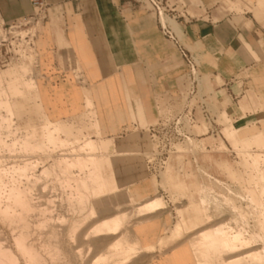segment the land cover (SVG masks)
Segmentation results:
<instances>
[{
	"label": "rangeland",
	"instance_id": "1",
	"mask_svg": "<svg viewBox=\"0 0 264 264\" xmlns=\"http://www.w3.org/2000/svg\"><path fill=\"white\" fill-rule=\"evenodd\" d=\"M229 2L231 9L239 14L249 11L264 25V7L257 0ZM28 28H11L0 20V264L4 260L32 264L16 243L24 233L26 248L33 246L40 254V264H148L180 242H200L201 232H214L219 224L231 237H239L240 249L220 254L211 247L193 248L198 264H264V113L257 121L234 123L227 117L225 102L213 96L210 103L220 134L191 136L164 168L151 173L146 162L151 147L147 132L111 140L104 149L98 146L105 135L93 110L63 120L49 116L38 97L36 51L27 46L22 55L25 44H20V37ZM201 87L213 91L207 75ZM197 116L195 134L209 126L201 113ZM231 126L263 133L251 144L234 142L228 136ZM113 142L127 143L123 149L128 150L115 152ZM63 157L73 164L68 166ZM114 160L136 164L138 177H148L146 186L115 188L110 167ZM46 167L52 175L41 174ZM16 189L27 195L28 214L13 199ZM154 198L160 205L147 209L144 204ZM20 212L22 220L27 217L24 224ZM155 213L165 231L146 247L136 230L146 219L150 224ZM114 216L122 217L117 228L111 220ZM205 252L208 258L200 254ZM11 255L16 262H9ZM236 257L242 258L240 263H231Z\"/></svg>",
	"mask_w": 264,
	"mask_h": 264
},
{
	"label": "crops",
	"instance_id": "2",
	"mask_svg": "<svg viewBox=\"0 0 264 264\" xmlns=\"http://www.w3.org/2000/svg\"><path fill=\"white\" fill-rule=\"evenodd\" d=\"M45 1L49 14L35 46L38 97L49 116L63 120L93 110L105 135L98 146L104 149L111 140L148 133L161 107L177 102L188 87L181 49L165 37L157 15L146 3L133 0ZM257 1L264 7V0ZM230 6L229 0H170L171 18L162 13L160 19L198 58L201 73L213 87L207 91L210 98L225 102L232 122L249 123L264 113V25L253 13L239 14ZM32 12V0H0V20L5 24ZM262 133L244 126L228 129L234 142L250 144ZM112 144L120 154L128 150L123 149L127 143ZM110 167L115 188L146 186L148 177H138L136 164L114 160ZM158 216L153 214L150 224L146 219L136 230L146 247L165 231ZM148 264L198 263L190 243L184 241Z\"/></svg>",
	"mask_w": 264,
	"mask_h": 264
},
{
	"label": "built area",
	"instance_id": "3",
	"mask_svg": "<svg viewBox=\"0 0 264 264\" xmlns=\"http://www.w3.org/2000/svg\"><path fill=\"white\" fill-rule=\"evenodd\" d=\"M137 3H146L150 11L158 17L160 28L170 41L179 45L183 58L187 65L186 76L188 80L187 89L181 94L177 102L168 103L160 109L157 121L148 128L151 147L146 153V162L151 173L164 168L171 155L177 151L178 146L195 135V125L198 124L197 113L208 123L207 133L211 135L220 134L221 130L217 122V115L214 112L211 99L207 92H204L201 83L204 75L200 71L199 61L196 56L182 44L180 39L168 22L161 21V14L169 18L170 0H133ZM33 12L12 24H5L8 27L27 26L28 30L21 35L20 44H25L22 55L26 53L27 46L36 51L35 39L38 35L42 22L48 17L49 7L45 0H32ZM37 55V51H36Z\"/></svg>",
	"mask_w": 264,
	"mask_h": 264
},
{
	"label": "bare ground",
	"instance_id": "4",
	"mask_svg": "<svg viewBox=\"0 0 264 264\" xmlns=\"http://www.w3.org/2000/svg\"><path fill=\"white\" fill-rule=\"evenodd\" d=\"M36 54V53H35ZM32 60H33V58H32ZM32 60L31 61H29V62H31L32 63ZM11 88V87H10ZM15 88H17V87H15L14 86V91L16 90ZM19 89V88H18ZM12 90V89H11ZM8 104H10V102H7ZM6 106V105H5ZM8 107V106H7ZM57 125V124H56ZM55 125V126H56ZM56 128L57 129H59V125H57L56 126ZM56 129V130H57ZM49 134H52V132H49ZM52 137V136H51ZM69 158H64L63 157V159H62V161L63 162H65L68 166L70 165V164H73V163H71L72 161H70V159L68 160ZM82 161V160H81ZM80 161V162H81ZM81 163H84V162H81ZM83 165V164H82ZM12 171V170H11ZM20 171V170H19ZM23 171V170H22ZM24 171H27L26 169L24 170ZM54 171V170H53ZM20 173V172H19ZM51 173H53V172H51V169L49 168V167H46V168H44L43 169V171L41 172V174H45V176L47 175V176H49ZM52 175V174H51ZM24 176V175H23ZM12 177V176H11ZM12 179V178H11ZM16 181V180H15ZM29 188V187H28ZM12 189V188H11ZM26 189V188H25ZM15 190V189H14ZM12 192H14L12 195L14 196V198L13 199H15V201L16 202H18L19 204H22L21 206H22V208H24L25 209V207H26V209H25V212L23 211V213L25 214L27 211V214L29 213V211L31 210V209H28L29 207H27L28 206V198L26 197L27 195L25 194V193H23V192H21V191H19V190H17L16 189V191H12ZM9 194V193H8ZM11 195V196H12ZM83 196V195H82ZM10 197V196H9ZM160 205V201H159V199H157V198H154V199H151V200H149L148 202H146L145 204H144V206L147 208V209H155V208H157L158 206ZM28 209V210H27ZM6 210V209H5ZM27 210V211H26ZM33 210H35V209H33ZM42 210V209H41ZM14 211V210H13ZM7 212V211H6ZM6 212H5V214H6ZM8 213V212H7ZM21 213V212H20ZM19 213V214H20ZM23 213H21V215H19V219L23 216L22 214ZM14 214H15V212H14ZM14 214H12V215H14ZM13 217V216H12ZM24 217V216H23ZM18 218V217H17ZM27 219V217L25 218V219H23V220H25V221H27L26 220ZM20 220H22V218L20 219ZM21 221L22 223L24 222L25 223V221ZM111 220H112V223H113V225L114 226H116V228L121 224V221H122V217H119V216H114V217H112L111 218ZM19 221V220H18ZM15 222V221H14ZM23 223V224H24ZM27 227V226H26ZM25 228V227H24ZM115 228V229H116ZM26 229V228H25ZM19 230V229H18ZM23 231H24V229H22ZM117 230V229H116ZM20 232H22V231H20ZM19 232V233H20ZM23 234V233H22ZM25 234V233H24ZM23 234V235H24ZM23 235H17L18 237L16 238V243H17V245L19 246V247H21L22 248V250H23V252L25 253V255L28 257L27 259H29V261H33V262H37V263H39L40 264V260H38V259H40L39 258V256H40V254H38L36 251H34V250H32V248H33V246H31L32 248L30 249V248H26L27 246H26V242H25V239H26V237L25 236H23ZM240 235V234H239ZM202 236V240H201V238H200V242H199V239H198V241L196 240V241H192L191 242V247L192 248H194V249H196V248H208V247H211V248H214L213 250H216V251H218L220 254H222L224 251V253H234V252H236V251H238L240 248L238 247V244H239V237L238 236H233V237H231L230 235H229V231L228 230H226L221 224H219L216 228H215V231L214 232H207V231H204V232H201V234H200V237ZM243 236V235H242ZM194 238V237H193ZM196 238V237H195ZM138 239V238H137ZM27 241V240H26ZM139 241V240H138ZM140 242V241H139ZM243 244V243H242ZM241 245V244H240ZM239 249H238V248ZM210 248V249H211ZM1 252H3V251H1ZM4 252L6 253V251L4 250ZM246 252H248V251H246ZM203 253V252H202ZM202 253H200L201 255H204V256H207V258H208V255L206 254V252H205V254H202ZM214 253H215V251H214ZM252 253H254V252H252ZM7 254V253H6ZM6 254L4 255V256H6ZM219 254V255H220ZM251 254V253H250ZM1 255H3L2 253H1ZM1 255H0V261H1ZM13 255V254H12ZM11 255V258L10 257H8L9 258V262L11 261V263L12 262H16V259H13V256ZM237 255V254H236ZM25 256V257H26ZM198 256V255H197ZM221 257V256H220ZM242 257V256H241ZM241 257H236L235 259H233L232 261L230 260V262L232 263V262H234V263H240V261H241ZM256 257V256H255ZM205 259H207L206 257H204ZM222 258H223V256H222ZM2 259H6V260H8L7 258H2ZM41 259H42V257H41ZM44 259V258H43ZM42 259V260H43ZM38 260V261H37ZM201 260H203V258L201 259ZM209 260V259H208ZM212 260V259H211ZM33 262H32V264H33ZM44 262H46L45 260H44ZM223 262H224V260H223ZM5 263V260H4V262H3V264ZM225 263V262H224ZM243 263V262H242ZM5 264H8V263H5ZM204 264H210L208 261H205L204 262ZM230 264V263H229Z\"/></svg>",
	"mask_w": 264,
	"mask_h": 264
}]
</instances>
